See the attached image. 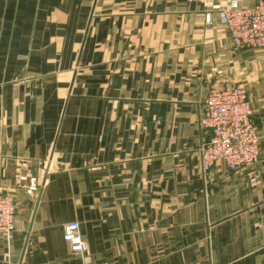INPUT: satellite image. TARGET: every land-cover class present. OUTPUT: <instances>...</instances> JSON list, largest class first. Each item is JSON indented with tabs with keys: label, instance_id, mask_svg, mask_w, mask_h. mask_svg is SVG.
<instances>
[{
	"label": "crops",
	"instance_id": "0c3cea01",
	"mask_svg": "<svg viewBox=\"0 0 264 264\" xmlns=\"http://www.w3.org/2000/svg\"><path fill=\"white\" fill-rule=\"evenodd\" d=\"M228 1L0 0V192L17 206L0 264H264V50H236ZM236 86L259 160L204 170V101ZM74 221L86 256L63 239Z\"/></svg>",
	"mask_w": 264,
	"mask_h": 264
},
{
	"label": "built area",
	"instance_id": "2783aa9c",
	"mask_svg": "<svg viewBox=\"0 0 264 264\" xmlns=\"http://www.w3.org/2000/svg\"><path fill=\"white\" fill-rule=\"evenodd\" d=\"M220 21L236 50H264V0L252 8L241 7L237 0H229L218 9ZM210 23V17L207 18ZM246 89L236 86L212 91L205 99L200 127L209 139L200 148L201 165L209 170L223 163L236 171L259 160L260 137ZM38 188L35 179L28 192ZM17 206L12 196L0 192V238L10 240L15 231ZM63 239L70 251L86 256L88 246L80 224L71 222L63 228Z\"/></svg>",
	"mask_w": 264,
	"mask_h": 264
}]
</instances>
